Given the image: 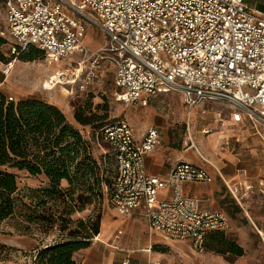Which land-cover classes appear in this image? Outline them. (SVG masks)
I'll return each mask as SVG.
<instances>
[{
    "label": "built area",
    "instance_id": "built-area-1",
    "mask_svg": "<svg viewBox=\"0 0 264 264\" xmlns=\"http://www.w3.org/2000/svg\"><path fill=\"white\" fill-rule=\"evenodd\" d=\"M4 6L0 35L9 39L13 55L0 60L4 77L20 49L32 45L48 65L63 64L48 77L49 88L86 89L111 66L118 100L146 107L159 93L174 90L182 93L189 114L202 100H215L229 105L237 122L264 123L262 7L246 0H4ZM86 20L103 33L100 46L85 43ZM101 136L115 159L110 202L118 214L142 207L150 231L188 240L195 250L204 248L208 233L229 229L224 211L201 208L199 199L183 193L184 181H212L204 168L178 161L164 177L148 173L145 155L160 144L157 127L137 139L121 120L105 125ZM186 145L196 148L190 132ZM242 188L229 187L236 199ZM166 189L172 197L159 198Z\"/></svg>",
    "mask_w": 264,
    "mask_h": 264
},
{
    "label": "trees",
    "instance_id": "trees-1",
    "mask_svg": "<svg viewBox=\"0 0 264 264\" xmlns=\"http://www.w3.org/2000/svg\"><path fill=\"white\" fill-rule=\"evenodd\" d=\"M5 42L0 35V46ZM29 47L44 57V52L32 45L20 49L17 56ZM34 58L24 55L21 59ZM74 118L81 125L97 121L83 111L76 112ZM107 124L96 130L97 140L104 141L101 131ZM21 171L44 175L47 185L21 187ZM115 171L113 153L96 156L94 139L86 138L57 106L39 98L9 100L0 91V229L7 220L22 234L58 229L52 241L40 239L34 247L33 264H78L75 254L89 247L100 232L102 215L96 208L105 194L111 193ZM50 201L53 208L47 206ZM88 206H93V211L87 218L73 220L74 212ZM73 223L76 228H70ZM204 246L221 255L243 254L242 247L224 231L208 233Z\"/></svg>",
    "mask_w": 264,
    "mask_h": 264
},
{
    "label": "crops",
    "instance_id": "crops-1",
    "mask_svg": "<svg viewBox=\"0 0 264 264\" xmlns=\"http://www.w3.org/2000/svg\"><path fill=\"white\" fill-rule=\"evenodd\" d=\"M23 68L24 61L15 59L14 69L9 76L4 77L0 71V91L14 92L18 87L15 90L18 93L19 76ZM56 70L54 68L37 75L40 82L46 77L44 84L48 89L52 88L48 87L47 79ZM216 102L223 103L202 100L196 104L188 117L189 121L191 117L194 121L201 112L206 113L207 103ZM225 105L231 109L229 105ZM204 115L200 117H206ZM207 120L213 129L202 125L204 129L198 131L199 134L193 138L196 148H186L180 153L172 151L170 156H165L164 153L154 152L156 147L145 155L146 169L150 174L164 177L178 161L204 168L213 177L212 181H184L183 193L199 199L201 208L224 211L230 220L226 235L243 249L240 256L218 254L217 259L221 264H264V240L260 235H264V123L249 118L237 122L232 117V111H229L226 118L218 112L214 117L208 116ZM144 133L140 135L134 132V135L141 139ZM239 184L244 185V188L240 189L236 199L229 187L234 188ZM246 186H252V190H246ZM172 195V189H166L160 191L159 198H171ZM114 215L103 213L100 232L92 244L75 254L78 264H160L164 252L155 248L174 242H179L180 246L196 253L207 250L205 246L195 250L188 240L171 239L150 231L142 207L128 215ZM204 258L208 262L216 260L214 253L210 251L204 254Z\"/></svg>",
    "mask_w": 264,
    "mask_h": 264
},
{
    "label": "rangeland",
    "instance_id": "rangeland-1",
    "mask_svg": "<svg viewBox=\"0 0 264 264\" xmlns=\"http://www.w3.org/2000/svg\"><path fill=\"white\" fill-rule=\"evenodd\" d=\"M246 1L251 6L264 8V0ZM85 24L86 29L83 37L88 47L94 48L103 44L105 40L103 33L91 21L86 20ZM5 26L4 0H0V30H5ZM5 34L8 37L7 31H5ZM24 55H33L35 58L25 61L21 59ZM12 57L13 55L10 53V41L6 38V42L0 46V59L6 61ZM16 59L24 61V68L19 76L20 90L18 93L15 92L18 89L16 87L14 92L3 91L4 94L12 96L16 101L23 98H39L57 106L64 113L67 120L80 130L86 138L94 139L96 156H111L112 150L110 145L107 142L97 140L95 134L98 127L105 123L125 120L132 126L134 132L140 135L151 126L158 127L161 131V142L154 152L170 156L172 151H179L180 153L187 148L186 143H188L189 131L192 132L191 135L195 139L198 131L200 132L202 128L204 129L202 125L213 129L212 124L208 120L206 121L208 116L214 117L215 113L220 112L222 117L226 118L229 115V111H231L223 103H207L205 105V109H207L206 113H199L194 121L193 117H191L190 121L192 122L189 125L190 121L188 117L190 114L185 107L183 95L179 91L172 90L160 93L146 107L118 100L117 93L119 90L114 85L113 68L111 66L108 67V70L106 69L107 71L100 82L86 89H81L78 86L72 88L66 85H58L52 89H48L44 84L46 77L40 82L37 75L44 74L54 68H62V63L48 65L41 53L32 47L25 49ZM78 111L93 115L97 121L90 125H81L74 118V114ZM201 115L206 117L202 118L200 117ZM19 176L21 187L26 185L38 188L47 185V179L44 175H30L26 171H21ZM62 185L65 186L66 182L64 181ZM68 202L75 203V201ZM47 206L51 208L52 202H48ZM96 210L101 215L104 212H109L115 214V217L118 216L114 206L110 202V193L105 194L103 201ZM92 211L93 206H88L83 211L74 212L71 217L73 220L87 218ZM70 228H76V224H71ZM57 232L58 229L55 227L42 234H39L37 231L22 234L13 227L10 220L3 222L0 229V263L33 264L36 254L34 247L40 239H44L47 242L52 241L56 237ZM94 239L95 236L92 238L91 244ZM180 244L179 242H174L170 243V245H158L155 249L164 252L160 264H221V261L217 259L218 254L216 253V255L215 252L205 250L204 252L196 253L185 246H180ZM207 251L214 253L215 261L208 262L204 258V254ZM230 256L233 257L232 255Z\"/></svg>",
    "mask_w": 264,
    "mask_h": 264
},
{
    "label": "water",
    "instance_id": "water-1",
    "mask_svg": "<svg viewBox=\"0 0 264 264\" xmlns=\"http://www.w3.org/2000/svg\"><path fill=\"white\" fill-rule=\"evenodd\" d=\"M263 8V7H262Z\"/></svg>",
    "mask_w": 264,
    "mask_h": 264
}]
</instances>
